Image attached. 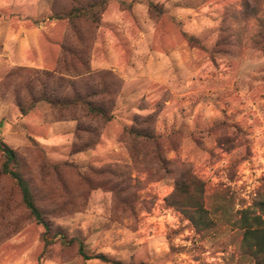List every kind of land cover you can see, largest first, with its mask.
I'll use <instances>...</instances> for the list:
<instances>
[{
  "label": "rangeland",
  "instance_id": "obj_1",
  "mask_svg": "<svg viewBox=\"0 0 264 264\" xmlns=\"http://www.w3.org/2000/svg\"><path fill=\"white\" fill-rule=\"evenodd\" d=\"M0 139V264H255L264 0H0Z\"/></svg>",
  "mask_w": 264,
  "mask_h": 264
},
{
  "label": "trees",
  "instance_id": "obj_2",
  "mask_svg": "<svg viewBox=\"0 0 264 264\" xmlns=\"http://www.w3.org/2000/svg\"><path fill=\"white\" fill-rule=\"evenodd\" d=\"M102 1V0H101ZM96 2V1H95ZM98 4V3H97ZM81 15H89L93 17L94 14L90 11H86L83 6H76L69 13L71 19H75L80 17ZM77 60V62L84 64V60L82 57L75 55L65 46L62 47V54L60 60L56 66V72L62 73L68 71V67L74 68L73 64H71V59ZM63 71V72H62ZM86 106L92 113L105 115V112L102 108L94 106L90 103H86ZM140 135L147 137V132H142ZM0 152L3 154L5 161L2 166V171L8 175H10L13 179L16 180V183L21 191L22 201L25 208L29 211L30 215L34 218V220L42 224L46 230L49 229L48 224L45 222L43 215L40 209L37 207L34 197L32 195L31 189L27 183V181L14 170L13 165L16 161V153L15 151L9 147L4 141L0 139ZM194 178V177H193ZM259 204V203H258ZM257 209L260 213H257ZM184 214L192 221V223L196 227H206V220L202 216L203 209L197 208L194 212H189L188 210H183ZM264 204H253L249 208L244 209L241 212V217L239 219V225L244 230V239L243 243L246 248L251 252L252 257L255 260V264H264ZM80 253L85 259L97 258L102 261L108 262V258L103 255L97 256H88L85 252L80 249ZM114 264H121L119 262H113Z\"/></svg>",
  "mask_w": 264,
  "mask_h": 264
}]
</instances>
